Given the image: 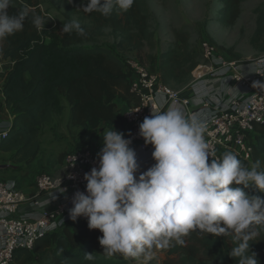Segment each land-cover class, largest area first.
I'll return each instance as SVG.
<instances>
[{
	"label": "trees",
	"instance_id": "obj_1",
	"mask_svg": "<svg viewBox=\"0 0 264 264\" xmlns=\"http://www.w3.org/2000/svg\"><path fill=\"white\" fill-rule=\"evenodd\" d=\"M54 1L62 7L58 21L49 13L40 11L39 0H14L9 9L10 14H15L25 5L30 7L23 30L3 42V54L0 55V64L4 61L10 64L2 84L3 106L13 114V127L0 142V154L10 156L11 164L3 165L16 171L35 161L41 151L42 130L65 112L71 131L83 137L105 129L125 132L126 125L119 113L122 108L117 107L116 100L130 108L137 106L138 97L129 87L126 59H121L118 54L134 51L140 58L143 49L147 48L149 67L156 66L155 72L161 82L169 87L187 86L193 70L202 62L199 49L190 41L189 32L184 27L174 29L173 41L167 43L163 52L156 54L157 43L151 29L152 14L147 0H135L126 12L114 9L109 17L97 12H83L79 7L81 0H73L72 4L67 0ZM217 1L221 6L217 22L222 27L233 26L245 0ZM254 13L256 27L252 40L255 42L264 37V5L257 7ZM33 15L44 19L43 30L33 26ZM72 17L82 23L86 36L61 32L62 26L72 21ZM105 30L117 39L115 52L96 44V39L104 35ZM100 126L103 129L97 131ZM248 142L250 161L238 158L248 167L257 160L264 165V126H255ZM223 153H218L219 158ZM245 191L264 198V193L255 189ZM259 231L257 239L250 242V250L256 253L258 264H264V230ZM101 235L98 230L88 228L87 220L78 219L59 232L38 237L31 250H16L13 262L130 264L103 255L98 243ZM184 239L185 246L174 241L166 248L154 246L165 254L161 264H237L236 259L227 255L235 246L231 237H212L197 230ZM85 253L93 254L94 259L85 260Z\"/></svg>",
	"mask_w": 264,
	"mask_h": 264
},
{
	"label": "clouds",
	"instance_id": "obj_2",
	"mask_svg": "<svg viewBox=\"0 0 264 264\" xmlns=\"http://www.w3.org/2000/svg\"><path fill=\"white\" fill-rule=\"evenodd\" d=\"M134 2L81 0L79 7L109 17L114 9L128 11ZM13 4L14 0H0V55L3 42L22 31L29 17L28 5L10 14ZM31 20L37 30L44 29L41 16L33 15ZM61 32L87 35L75 20L66 22ZM252 71L264 77V58L254 63ZM251 87L264 92L262 81H254ZM207 122L202 114L186 117L179 107L151 111L139 125V136L152 146L154 164L138 176L132 141L113 129L104 133L98 167L84 175L85 192L74 194L69 209V219L85 217L88 228L102 234L98 243L103 255L139 257L173 241L185 246L184 237L198 230L212 237H231L235 246L227 255L237 264H258L250 242L264 228V198L245 189L264 193L262 162L245 166L231 151L213 158L205 141ZM84 258L92 261L94 256L85 253Z\"/></svg>",
	"mask_w": 264,
	"mask_h": 264
},
{
	"label": "built area",
	"instance_id": "obj_3",
	"mask_svg": "<svg viewBox=\"0 0 264 264\" xmlns=\"http://www.w3.org/2000/svg\"><path fill=\"white\" fill-rule=\"evenodd\" d=\"M200 54L202 62L193 70L192 80L184 88L187 89L185 96L164 85L155 71L134 58L125 60L129 87L136 93L138 104L123 107L119 113L126 125L124 138L132 141L130 147L136 153L140 174L153 166L154 161L152 146H146L139 136V125L151 115V111L154 113L157 108L163 111L169 105L181 108L186 117L194 114L207 116L205 141L213 158H219L221 151H231L250 161L248 138L255 126H264V92L251 87L254 81L264 82V77L252 71L257 60L246 64L226 60L218 55L216 47L209 41L200 43ZM231 89L241 93H229ZM0 98L2 142L13 127V114L3 106L2 89ZM100 149L83 144L66 155L62 174L39 173L33 179L36 193L32 197H27L14 179L0 180V264H15L13 255L16 250H31L38 237L61 231L74 222L69 219L72 198L76 192H85L83 177L98 167ZM43 194H61L63 198L55 210L46 211L41 210L40 197ZM21 208L25 215L18 216ZM78 219L87 220L85 217Z\"/></svg>",
	"mask_w": 264,
	"mask_h": 264
},
{
	"label": "rangeland",
	"instance_id": "obj_4",
	"mask_svg": "<svg viewBox=\"0 0 264 264\" xmlns=\"http://www.w3.org/2000/svg\"><path fill=\"white\" fill-rule=\"evenodd\" d=\"M39 2L41 12L49 13L55 20H60L62 13L60 5L54 0H39ZM147 3L152 14L151 29L157 38L156 54L160 46H164L174 29L184 27L189 32L190 41L196 45L199 51L200 43L209 41L216 47L218 55L226 60H235L246 64L264 58V37L255 42L252 40L256 27L254 10L264 5V0H245L241 4V14L231 27H222L217 22L218 13L221 9L217 0H147ZM72 20L78 21L76 17H72ZM116 42L117 39L110 34L109 30H105L104 35L96 39L97 45L108 47L114 52ZM89 46L92 45H86V47ZM147 53H149L147 48H144L140 58L136 57L134 51H125L118 55L121 59L134 58L137 61L140 60L142 65L149 68ZM0 69L4 71V68ZM170 87L175 91H180L186 86L175 85ZM107 131L105 129L96 135L84 137L78 135L76 131L70 132L66 126L65 112L61 118L55 117L53 122L42 130L41 151L30 166L17 171L6 168L3 164H11L9 162L10 156L0 154V180L14 179L22 186V182L26 178L33 180L39 173L60 175L64 172V159L69 152L83 144H91L95 148L94 144L98 143L99 148L102 147V138ZM3 168L6 169L2 170ZM261 170H264V165H262ZM261 229L264 230V228ZM114 257L119 260H126L130 264H161L166 258L164 252L155 247L148 249L145 254L139 257L125 258L119 254L114 255Z\"/></svg>",
	"mask_w": 264,
	"mask_h": 264
},
{
	"label": "crops",
	"instance_id": "obj_5",
	"mask_svg": "<svg viewBox=\"0 0 264 264\" xmlns=\"http://www.w3.org/2000/svg\"><path fill=\"white\" fill-rule=\"evenodd\" d=\"M171 41H173V36H172V33L169 35V38L167 39V41L164 43V46L163 47H161L160 46V48H159V50H158V53L157 54H160L161 52H163L165 49H166V45H167V43H169V42H171ZM156 42H157V38H156ZM157 46H158V44H157ZM0 68H4V71H1V69H0V75H1V77H0V85H1V82H2V84H3V81H4V78H5V76H6V73L8 72V70H9V68H10V64H9V62H7V61H4V62H2L1 64H0ZM152 71H157V68H156V66H150L149 67ZM1 89H2V85L0 86V93H1ZM187 89H184L183 88V90H180L181 92H182V95L183 96H185L186 95V91ZM233 90L234 89H231V90H229V93H232V94H240L241 92L240 91H238V90H235L234 92H233ZM1 99V98H0ZM116 104H117V107L118 108H123L124 107V105L119 101V100H116ZM170 107H176V106H173V105H169V106H167L163 111H166V110H168V108H170ZM68 120H69V118H68V114L66 113V126H67V129H68V131H70L71 132V129H70V127H69V122H68ZM103 129V126H100L98 129H97V131H101ZM94 134H96V133H90V135H94ZM96 144H98V143H96ZM96 144H94L96 147H95V149L96 150H99V144L98 145H96ZM151 146V145H150ZM140 173H139V171H138V173H137V176L139 175ZM22 182V181H21ZM20 184V183H19ZM20 188H21V190L24 192V194L27 196V197H32V196H34L35 195V186H34V183H33V180H31V179H25L23 182H22V186L20 185ZM54 197V198H53ZM61 198H63V195H61V194H52V195H46V194H43L41 197H40V201H41V203H42V208H41V210H46V211H53V210H55L56 209V207H57V205H58V202H59V200L61 199ZM18 216H23V215H25V212L22 210V208H21V210H19V213L17 214Z\"/></svg>",
	"mask_w": 264,
	"mask_h": 264
}]
</instances>
